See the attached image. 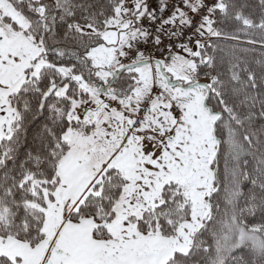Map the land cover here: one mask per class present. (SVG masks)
Here are the masks:
<instances>
[{
  "label": "snow or ice",
  "instance_id": "1",
  "mask_svg": "<svg viewBox=\"0 0 264 264\" xmlns=\"http://www.w3.org/2000/svg\"><path fill=\"white\" fill-rule=\"evenodd\" d=\"M247 7L0 0V264H264Z\"/></svg>",
  "mask_w": 264,
  "mask_h": 264
},
{
  "label": "trees",
  "instance_id": "2",
  "mask_svg": "<svg viewBox=\"0 0 264 264\" xmlns=\"http://www.w3.org/2000/svg\"><path fill=\"white\" fill-rule=\"evenodd\" d=\"M247 2L249 4V7L244 9V13L248 14V13L252 12L258 16L259 10H258V8L255 7V5L258 3V0H247ZM219 26L223 27L224 25H219ZM229 27H231V25H229ZM249 31H253V30L249 29ZM233 45H234V42H231V41H222L221 42V47H232ZM240 47L248 49V51L242 52L241 56L244 60H246L248 62L250 67L256 69L257 72H259V65H257L255 63V61L264 57V49H261L258 45L257 46L240 45ZM224 71L226 72V67H225ZM242 78L246 79V76H244V74H242ZM29 139H31V134L29 136ZM220 168H221V171H223V168H224L223 159H221ZM250 168H251V164H249V169ZM250 187H251L250 182L244 181L242 183L243 191L247 192Z\"/></svg>",
  "mask_w": 264,
  "mask_h": 264
},
{
  "label": "rangeland",
  "instance_id": "3",
  "mask_svg": "<svg viewBox=\"0 0 264 264\" xmlns=\"http://www.w3.org/2000/svg\"><path fill=\"white\" fill-rule=\"evenodd\" d=\"M203 82V81H202Z\"/></svg>",
  "mask_w": 264,
  "mask_h": 264
}]
</instances>
